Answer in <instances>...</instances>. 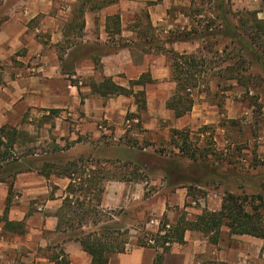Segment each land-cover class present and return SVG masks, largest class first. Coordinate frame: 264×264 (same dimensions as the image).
I'll return each instance as SVG.
<instances>
[{"label":"rangeland","instance_id":"rangeland-1","mask_svg":"<svg viewBox=\"0 0 264 264\" xmlns=\"http://www.w3.org/2000/svg\"><path fill=\"white\" fill-rule=\"evenodd\" d=\"M131 1L133 3L127 6L128 11L124 14L123 28L135 30V34H112L109 35L112 37L111 42L105 36L104 46L88 44L87 49H84L106 52L108 49L132 46L149 55L153 53L150 67L159 79L143 87H134L132 81L126 85L135 91L143 90L145 108L137 107L135 97L130 95L137 110H129L127 115L130 118L122 123L102 121V132L98 135L72 133L73 130L76 131L78 123L67 115L68 107L60 108L58 113L66 117L68 126L59 120L58 128L57 114L51 112L50 107H27L17 116L13 113L14 118H11L10 124L26 130L29 136L19 139L13 151L15 157L20 156L22 159L8 165L0 159V178L8 185L11 205L18 204L21 209H26V215L23 220H9L8 210L4 212L1 222L9 232L11 230L5 226V219L22 222L21 229H14L19 239L25 243L18 254L22 252L23 256H28L30 252L35 258L50 260L61 254L60 244L55 245L54 242L63 235L58 236V239L51 238V230L46 227L47 221L51 220L49 200L53 183L51 176L47 178L40 171L47 162L64 165L63 163L80 156L107 160L106 165L114 162L116 168L112 167V170L117 176L125 175L142 181L145 186L143 202L133 204L126 212L122 210L120 222L114 221L119 218L116 215L112 220L99 224L90 221L84 230L94 231L103 225L129 230L122 238L133 246L146 241L157 245L155 236L165 234V231H160L164 219H169L172 224L182 217L192 220L203 210H219L226 192L264 194V85L257 92H247L245 87L229 86L234 85L233 81L223 80L221 85H217V80L213 79L209 82L210 91L205 87L206 82H203L202 89L195 91V102L188 114L176 117L174 111L167 106V101L176 90L172 74V51L207 54L203 49L225 47L227 41L221 37L193 38L196 35L203 36L204 33H200V30L206 31L203 28L212 20L219 21L215 18L220 13L218 9L214 10L215 0ZM83 3L90 14L103 13L100 12L101 8H92V0H61L54 10L51 8V0H0V26L17 13L25 15L24 13L32 10L35 14L25 20L29 29L24 39L35 43L31 45V50L23 48L10 54L9 50L0 49V83L4 82L5 77L17 78V73L22 74L20 77L31 78L39 77L47 71L48 75L37 79L47 87L51 86V82L61 86L60 78H53L51 81V15L72 14V20L80 21L83 16L79 14V7ZM232 7L234 10H242L238 8L237 0L232 1ZM113 16L108 17L107 26L112 25L116 31L119 23ZM59 19L60 24L64 25L65 20L62 17ZM75 40L71 39L72 42ZM65 45L60 43L55 46L60 56ZM261 69L254 63L253 71ZM207 77L211 79L210 76ZM76 80L77 78L69 75L63 81L68 83ZM16 122L19 123L16 125ZM174 129L182 132L175 134ZM185 142L189 145L186 146ZM133 144L137 146L134 147ZM179 146H184L183 150L186 152L180 150ZM189 149L197 152V155L205 153L206 156L193 159L187 154ZM30 150L33 154L21 156ZM19 171H34L28 172L24 178L32 179L35 185L44 187L45 190L32 198L26 190L21 191V182L16 184ZM94 194L97 195L94 192L90 196L94 197ZM76 195L83 197L80 192ZM91 202L96 204L95 199ZM164 202V212L161 213L159 205L163 207ZM156 206L158 210L155 209ZM36 224L41 226L43 232L33 238L35 243L32 247H27V225ZM194 231L207 241L202 242L203 253L214 252L213 258H207L210 264H264L263 238L232 234L224 226L219 234L220 240L215 244L202 232ZM71 234L73 232L67 235ZM158 249L162 251L160 246Z\"/></svg>","mask_w":264,"mask_h":264},{"label":"crops","instance_id":"crops-1","mask_svg":"<svg viewBox=\"0 0 264 264\" xmlns=\"http://www.w3.org/2000/svg\"><path fill=\"white\" fill-rule=\"evenodd\" d=\"M60 1L51 0V8L54 10L56 4ZM69 1L78 2V0ZM131 3L133 1L119 0L102 7L100 9V12H103L101 15L98 12L97 15H92L86 10L80 21L72 20V14L61 16V13H58L57 15H51V47L53 46L51 48V81L53 78H60L62 85H53L51 82V86L47 87L45 83L37 79L48 75L47 71L43 72L39 77H20L22 75L20 73H17V78L15 79L5 77L4 82L0 83V127L11 125V118H14L13 113L15 112V116H17L27 107H32L33 109L37 107H50L51 109L68 107L67 115L72 116L78 123L76 131L73 130L72 133H93L98 135L102 132V121L109 120L122 123L125 119L128 120L127 113L129 110H137L138 105L136 107L135 101L132 102L130 96L123 94H109L108 97L101 95L95 86L102 83L105 78H111L116 84L127 87L126 85L129 84V81L133 83L144 73H148L154 79V82L159 77L155 75L150 67L153 53L149 55L143 50L134 49L132 46L108 49L106 52L85 49H87L88 44L96 45V47L104 46L106 44L103 41L105 36L109 40L108 42H111L110 39L112 37H109V35L126 36L135 34V30L123 28L125 26L124 14L128 11L127 6ZM237 4L238 8L257 11L258 16L264 19V0H237ZM24 14L17 13L1 24L0 49L9 50L10 54L23 48L31 50V45L35 43L33 41L29 43L24 39L29 29L27 24H25V20L35 16V14H33L32 10ZM115 14L120 15L119 31H114L112 25L111 27L107 26L108 17ZM58 15L65 20L66 23L64 22V25L60 24L59 18L61 17ZM82 20L84 24L80 26L79 23ZM74 38L76 40L72 42L71 39ZM68 40L70 41L69 43ZM60 43L66 44L61 56L55 47ZM108 47L111 48L109 45ZM0 58L2 57L0 56ZM69 75L75 79L77 78V80L65 83L63 80ZM149 83L152 82L133 85L137 88ZM56 119V123L60 120L64 122L63 124H68L66 117H62L60 114H57ZM18 123L16 122V125ZM58 126L59 124L57 123L56 128ZM73 148L71 147V149ZM28 172L34 171L19 172L16 175V184L21 182L19 184L22 186L21 191L24 192L26 190L32 198L33 196H38L45 188L35 185L30 178L25 179L24 176ZM51 182L53 183L51 185V200H49L51 202V220L49 219L46 224V227L51 230V238L58 239V236L63 235L54 244H60V247H58L63 250L68 264H91L92 258L84 250L82 242L70 239L67 235L69 232L57 230L58 217L56 213L63 204L70 178L51 174ZM144 189V183L139 180L110 178L105 182V192L101 205L106 209L126 212L133 204L143 202ZM7 197L8 185L5 180L0 178V264H30L33 261L35 264H56L52 258L51 260L35 258L30 252L28 256H23L22 252L18 254L25 247V243L19 239L14 229H10L14 232H9V229H5L1 222L5 212ZM165 204L166 202H164L163 207L159 205L161 213L164 212ZM155 209L158 210V207L156 206ZM7 215L9 220H23L26 215V209H21L18 204H13ZM118 217V219L114 220L115 222H120L122 216L119 215ZM27 228L29 230L26 233L28 238L26 246L32 247L35 243L33 238L43 232V230L37 224L27 225ZM86 228L84 226L81 229L85 230ZM193 231L187 230L185 232L184 243H174L172 245L171 250L165 254L163 264L211 263L207 258H213L214 252L211 251L212 253H210V251H207L206 254L203 253L202 242L207 243V241L203 240V237L195 231V233H192ZM107 256L109 257L108 264H153L157 256V249L151 246H133L128 244L125 252H108ZM202 256H205V258ZM61 258L62 255L60 256Z\"/></svg>","mask_w":264,"mask_h":264},{"label":"trees","instance_id":"trees-1","mask_svg":"<svg viewBox=\"0 0 264 264\" xmlns=\"http://www.w3.org/2000/svg\"><path fill=\"white\" fill-rule=\"evenodd\" d=\"M92 1L94 2L92 8L99 9L119 0ZM232 1L215 0L214 10L220 11L215 18L219 21L212 20L209 25L203 28L206 31L200 30V33H204L203 36L196 35L193 37L194 39L221 37L227 41L223 49H203L207 51V54L172 51V74L176 82V90L167 101V106L174 111L176 117H182L192 110L195 102L194 93L203 88V82H206L205 87L208 91H210L209 82L213 79L217 80V85H221L223 80L233 81L234 85L229 86H242L247 89V92H257L264 85V19L260 18L255 10H234ZM85 11L86 5L83 3L79 7L81 17L84 16ZM187 15L191 16L190 14ZM113 18L119 23V14H115ZM83 24L82 20L79 25L83 26ZM117 27L119 31L120 25ZM254 63H257L262 69L253 71ZM1 64L0 60V67ZM207 76H210L211 79ZM153 80L148 73H144L133 84L140 85L153 82ZM95 88L104 96H109V94L134 96L139 108L146 106L143 90L135 91L118 85L111 78H105ZM51 112L58 114L59 109H51ZM129 118L130 116L127 115V119ZM181 132L174 129L175 134ZM28 136L27 131L20 130L15 126L4 125L0 127L1 162L8 165L22 159L20 156L15 157L13 151L18 140L26 139ZM185 145L188 146L189 144L185 142ZM132 146L136 147L137 144ZM183 148L184 146H179L180 150ZM30 154H33L31 150L21 154V156H29ZM187 154L193 159L206 156L205 153L197 155V152L191 149L187 151ZM106 163H108L107 160L100 161L80 156L63 163L64 165L47 162L40 171V174L47 178H50L51 174L70 178L63 204L56 213L58 217L57 230L73 232L68 237L82 242L84 250L92 258L91 264H108L107 253L125 252L128 244L122 237L128 234L129 230L123 231L121 228L110 225H103L100 229L89 232L81 229L87 226L90 221L93 224H99L102 221H110L113 216L122 213V210L106 209L101 205L105 192V182L110 178L120 180H132V178L125 175L123 177L117 176L116 172L112 170V167L116 168L114 162H111V165H106ZM12 185L13 182L10 187ZM77 192L83 194V197L77 196ZM94 192L97 195L94 194V197H91L90 194ZM93 199L96 200L94 205L91 202ZM10 205L11 200L8 196L5 212L9 210ZM103 217H107V219H103ZM5 222V226L10 229H21L23 226L21 221L15 222L5 219ZM162 224L160 231H165V234L155 236L158 241L157 245H151L148 241L139 244L157 249V256L153 264H163L165 254L171 250L172 244L185 242L187 230H198L208 236L210 241L215 244L219 242V234L224 226L232 234H249L264 239V194L248 195L226 192L219 210H203L192 220L182 217L172 224L169 219H164ZM77 231L79 233H75ZM159 238L163 240L160 241ZM159 246L162 251H159ZM61 255L62 258L60 259ZM52 259L56 264H68L63 250H61L60 255H55Z\"/></svg>","mask_w":264,"mask_h":264}]
</instances>
